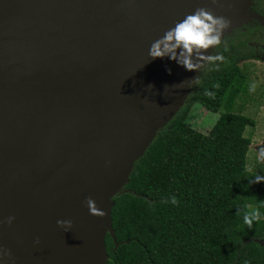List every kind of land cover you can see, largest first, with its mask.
Listing matches in <instances>:
<instances>
[{"label": "water", "instance_id": "water-1", "mask_svg": "<svg viewBox=\"0 0 264 264\" xmlns=\"http://www.w3.org/2000/svg\"><path fill=\"white\" fill-rule=\"evenodd\" d=\"M250 3L0 0V264H107L112 198L200 73L150 45L199 7L231 20L222 39Z\"/></svg>", "mask_w": 264, "mask_h": 264}, {"label": "trees", "instance_id": "trees-1", "mask_svg": "<svg viewBox=\"0 0 264 264\" xmlns=\"http://www.w3.org/2000/svg\"><path fill=\"white\" fill-rule=\"evenodd\" d=\"M248 40L221 39L211 55L224 59L203 65L199 83L135 161L126 190L112 198L118 245L107 233V264H264V181L252 182L264 167L247 169L244 131L254 121L235 106L248 89V68L238 65ZM196 106L219 112L207 132L188 123ZM246 203L261 213L251 228Z\"/></svg>", "mask_w": 264, "mask_h": 264}, {"label": "clouds", "instance_id": "clouds-1", "mask_svg": "<svg viewBox=\"0 0 264 264\" xmlns=\"http://www.w3.org/2000/svg\"><path fill=\"white\" fill-rule=\"evenodd\" d=\"M231 25V20L223 16H216L205 7L195 9L193 13L187 14L182 20L175 23L174 27L165 31L164 35L150 45L148 55L152 59L168 57L176 61L179 65L188 71L201 70L207 62L222 61L224 57L220 54L206 55L205 52L210 47H215L221 43V37L224 31ZM171 71V70H169ZM181 83H187L189 87L199 83V76ZM255 90V85L250 89ZM212 95L211 93H207ZM261 157H264V150H261ZM264 181V176L257 174L253 183ZM171 203H178L175 197H172ZM91 215L103 217L106 213L97 206V202L91 196L85 201ZM237 214H240L238 209ZM14 216L8 217V223L11 224ZM261 219L259 208L245 204L243 208V222L249 228L254 222ZM57 224L69 231L73 222L71 220H57ZM39 244V238L35 241ZM11 255L10 251L0 250V257Z\"/></svg>", "mask_w": 264, "mask_h": 264}, {"label": "rangeland", "instance_id": "rangeland-1", "mask_svg": "<svg viewBox=\"0 0 264 264\" xmlns=\"http://www.w3.org/2000/svg\"><path fill=\"white\" fill-rule=\"evenodd\" d=\"M240 66H247L249 71L248 102L244 104L242 112L250 117L254 124L247 126L244 135L251 142L247 151V169L254 171L261 161V150L264 144V60L240 61ZM255 85V90H250ZM243 102L237 99L235 106ZM222 111V109H220ZM219 112H212L203 106H196L189 115V125L201 132H207L215 122Z\"/></svg>", "mask_w": 264, "mask_h": 264}, {"label": "flooded vegetation", "instance_id": "flooded-vegetation-1", "mask_svg": "<svg viewBox=\"0 0 264 264\" xmlns=\"http://www.w3.org/2000/svg\"><path fill=\"white\" fill-rule=\"evenodd\" d=\"M250 14H257L260 19L251 17L247 22H244L241 26L233 28L230 33L224 37H228V41L234 36H240L245 34L249 37L247 43L250 45L251 49L249 51V56L247 58L240 57L238 59V65L240 61L249 60H264V0H251V3L247 9ZM240 66V65H239ZM248 68V67H247ZM249 69H247L248 73ZM249 74V73H248ZM249 75H248V89L247 94L240 97L243 105L248 102L249 95ZM244 99V101H243Z\"/></svg>", "mask_w": 264, "mask_h": 264}]
</instances>
